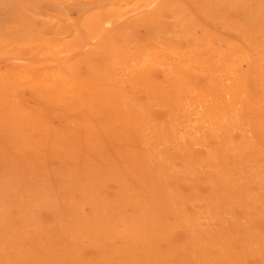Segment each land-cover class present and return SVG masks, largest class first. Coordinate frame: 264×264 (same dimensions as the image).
I'll use <instances>...</instances> for the list:
<instances>
[{"label":"rangeland","instance_id":"rangeland-1","mask_svg":"<svg viewBox=\"0 0 264 264\" xmlns=\"http://www.w3.org/2000/svg\"><path fill=\"white\" fill-rule=\"evenodd\" d=\"M0 264H264V0H0Z\"/></svg>","mask_w":264,"mask_h":264},{"label":"bare ground","instance_id":"bare-ground-1","mask_svg":"<svg viewBox=\"0 0 264 264\" xmlns=\"http://www.w3.org/2000/svg\"><path fill=\"white\" fill-rule=\"evenodd\" d=\"M108 24V23H107ZM107 30V29H106ZM109 32V31H108ZM72 37V36H71ZM70 37V38H71ZM231 38V37H230ZM43 39H45V38H43ZM72 39V38H71ZM73 40V39H72ZM95 42V41H94ZM86 45V44H85ZM98 47V46H97ZM39 61V60H38ZM22 67V70H23V72H27L28 71V69L26 68V66H21ZM26 68V69H25ZM25 69V70H24ZM44 72V71H43ZM45 77H46V75H45ZM40 80V79H39ZM46 82L48 83V84H50L51 86H54V85H56L57 83H58V81H57V77H53V79H47L46 80ZM47 84V85H48ZM70 85V84H69ZM104 103V102H103ZM135 132V131H134ZM118 140V139H117ZM120 140V139H119ZM119 140H118V142H119ZM132 149V148H131ZM157 188V187H156ZM163 188V187H162ZM214 206V205H213ZM227 215H228V213H227ZM208 224V223H207ZM225 245V244H224ZM193 253H194V251H193Z\"/></svg>","mask_w":264,"mask_h":264}]
</instances>
